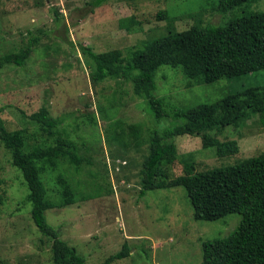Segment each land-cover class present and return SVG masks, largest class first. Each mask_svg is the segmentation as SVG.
Segmentation results:
<instances>
[{
  "label": "rangeland",
  "instance_id": "1",
  "mask_svg": "<svg viewBox=\"0 0 264 264\" xmlns=\"http://www.w3.org/2000/svg\"><path fill=\"white\" fill-rule=\"evenodd\" d=\"M87 1L0 0V57L19 51L33 37L40 40L24 67L0 69V119L10 131L34 132L37 124L28 116L45 107L52 119L62 118L70 137L83 145L80 155L92 164L76 178L80 181L79 202L47 210L45 217L87 264H104L124 243L131 255L112 264H201L203 242L227 236L240 216L233 214L215 222L196 220L181 186L140 194L150 133L169 126L152 117L131 82L114 78L93 82L92 65L81 46L96 53L119 49L126 56L144 41L166 34L168 21L157 17L160 11H167L173 26L181 31L198 21L204 26H222L244 13L264 11V0L222 14L212 9L214 0H112L83 17L79 8ZM131 16L140 22L132 26L134 31L126 28ZM156 84L155 96L186 109L216 102L231 89L264 86V72L187 88L180 68L164 66ZM83 114L95 116L97 123H90ZM117 120L141 124L143 145L132 142L125 148L118 142L109 143V132ZM212 135L221 142L236 141V151L219 155L216 148L205 149L202 139L195 136L181 135L174 140L181 159L193 154L195 172L235 165L264 153V124L258 114ZM168 171L173 177L183 175V164L177 161ZM45 179L50 199L58 201L56 174ZM94 182L104 192L83 201L84 196L96 194ZM27 195L20 170L0 141V264H53L51 243L36 228Z\"/></svg>",
  "mask_w": 264,
  "mask_h": 264
},
{
  "label": "trees",
  "instance_id": "2",
  "mask_svg": "<svg viewBox=\"0 0 264 264\" xmlns=\"http://www.w3.org/2000/svg\"><path fill=\"white\" fill-rule=\"evenodd\" d=\"M110 1L88 0L79 9L85 17ZM255 1L259 0H218V3L214 0L211 6L222 14ZM55 14L60 18L57 10ZM157 17L168 21L166 34L144 41L126 56L119 49L96 53L90 47L81 46L92 65L93 82L100 83L107 78L131 82L134 93L147 102L152 117L169 126L150 133L149 148L141 169L140 194L181 186L190 199L196 220L215 222L233 214L240 216V221L227 236L203 242L201 264H264V153L235 165L195 172L193 154L188 153L181 159L174 141L181 135L195 136L202 139L205 149L216 148L219 155L235 152L236 141L221 142L212 133L227 126H239L256 114L264 124V86L231 89L216 102L200 103L186 109L154 95L159 70L164 66L180 68L187 88L211 85L223 79L230 82L264 72V11L244 13L222 26H204L198 21L181 31L173 26L174 19L167 11H160ZM128 23L127 30L140 24L133 16ZM39 41L33 37L19 51L0 57V69L6 65L24 67ZM82 116L92 124L97 123L95 116ZM28 118L37 124L36 131H10L0 119V141L28 187L26 201L31 204V218L38 231L51 243L53 264H87L76 247L63 240L48 224L45 212L79 202L80 181L76 178L92 162L80 155L83 145L79 146L70 137L62 118L52 119L45 107ZM143 132L141 124L117 120L107 139L109 143L118 142L125 148L132 142L139 147L144 143ZM127 137L129 141H125ZM39 138L41 142H36ZM177 161L183 164L184 174L173 177L168 169ZM65 166L68 167L66 170L62 168ZM55 174L58 201L50 199L44 184L46 176ZM92 184H96V194L84 196L83 201L95 199L104 192L101 184ZM130 255L131 248L124 243L122 250L108 257L104 264Z\"/></svg>",
  "mask_w": 264,
  "mask_h": 264
}]
</instances>
